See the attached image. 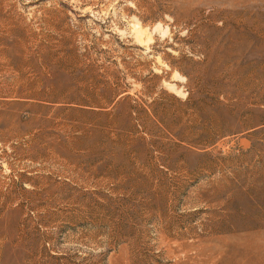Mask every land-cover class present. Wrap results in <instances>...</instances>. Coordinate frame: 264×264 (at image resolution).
<instances>
[{
	"label": "rangeland",
	"instance_id": "1",
	"mask_svg": "<svg viewBox=\"0 0 264 264\" xmlns=\"http://www.w3.org/2000/svg\"><path fill=\"white\" fill-rule=\"evenodd\" d=\"M236 263L264 264V0H0V264Z\"/></svg>",
	"mask_w": 264,
	"mask_h": 264
},
{
	"label": "bare ground",
	"instance_id": "2",
	"mask_svg": "<svg viewBox=\"0 0 264 264\" xmlns=\"http://www.w3.org/2000/svg\"><path fill=\"white\" fill-rule=\"evenodd\" d=\"M245 95H246V94H245ZM247 240H248V239H247ZM244 241H245V240H244ZM248 241H249V240H248ZM249 243H250V242H249ZM247 245H248V244H247ZM248 246H250V245H248ZM248 246H247V247H248ZM249 250H250V248H249ZM250 251H251V250H250ZM250 251H249V252H250ZM246 252H247V251H246ZM246 257H247V256H246ZM255 257H256V256H255ZM255 257H254V259H255ZM260 258H261V256H260ZM262 258H263V257H262ZM244 259H246V258H244ZM257 260H258V259H257ZM259 260H260V259H259ZM243 261H244V260H243ZM236 264H238V263H236Z\"/></svg>",
	"mask_w": 264,
	"mask_h": 264
}]
</instances>
